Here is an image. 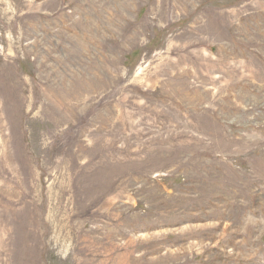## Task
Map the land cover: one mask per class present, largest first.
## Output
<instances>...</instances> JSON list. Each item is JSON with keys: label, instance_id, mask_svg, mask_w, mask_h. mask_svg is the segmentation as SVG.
<instances>
[{"label": "rangeland", "instance_id": "1", "mask_svg": "<svg viewBox=\"0 0 264 264\" xmlns=\"http://www.w3.org/2000/svg\"><path fill=\"white\" fill-rule=\"evenodd\" d=\"M0 264H264V0H0Z\"/></svg>", "mask_w": 264, "mask_h": 264}, {"label": "bare ground", "instance_id": "2", "mask_svg": "<svg viewBox=\"0 0 264 264\" xmlns=\"http://www.w3.org/2000/svg\"><path fill=\"white\" fill-rule=\"evenodd\" d=\"M51 86V85H50ZM47 96V95H46ZM75 107V106H74ZM64 108V107H63ZM57 112H60V109L59 108H54ZM62 111V110H61Z\"/></svg>", "mask_w": 264, "mask_h": 264}]
</instances>
